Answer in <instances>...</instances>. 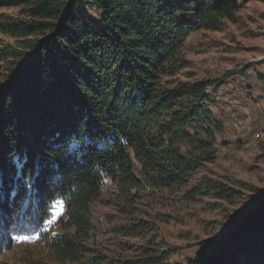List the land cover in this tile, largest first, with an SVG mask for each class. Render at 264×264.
<instances>
[{"label":"trees","instance_id":"trees-1","mask_svg":"<svg viewBox=\"0 0 264 264\" xmlns=\"http://www.w3.org/2000/svg\"><path fill=\"white\" fill-rule=\"evenodd\" d=\"M0 8L20 11L0 23L13 41L0 50V257L16 239L37 238L58 262L79 261L107 181L125 206L183 189L188 199H234L222 184L192 180L216 156V82L177 76L186 40L233 22L238 0H0ZM241 213L184 264H264V201ZM171 257L147 249L125 264Z\"/></svg>","mask_w":264,"mask_h":264},{"label":"rangeland","instance_id":"rangeland-1","mask_svg":"<svg viewBox=\"0 0 264 264\" xmlns=\"http://www.w3.org/2000/svg\"><path fill=\"white\" fill-rule=\"evenodd\" d=\"M238 2L234 21L221 31L197 32L186 40L185 67L177 76L179 81L216 82L209 107L222 126L215 133L216 156L192 180L206 178L222 184L234 193V199H188L183 189L144 195L125 206L107 181L102 197L92 206L94 241L79 261L60 263L37 238H19L2 253L0 264H125L147 249L167 251L171 263L184 264L197 257L202 241L222 239L233 221L242 220V210H253L264 201V86L259 80L264 78V2ZM83 13L94 21L99 18L91 7ZM4 16L19 17L20 11L0 8V23ZM7 44L13 41L0 32V50ZM234 118L245 122L244 130L232 127ZM131 225H142V229L132 237L112 232Z\"/></svg>","mask_w":264,"mask_h":264},{"label":"built area","instance_id":"built-area-1","mask_svg":"<svg viewBox=\"0 0 264 264\" xmlns=\"http://www.w3.org/2000/svg\"><path fill=\"white\" fill-rule=\"evenodd\" d=\"M238 112H241V108L238 109ZM232 127L237 131H242L245 129V122L240 118H234L231 122Z\"/></svg>","mask_w":264,"mask_h":264},{"label":"snow or ice","instance_id":"snow-or-ice-1","mask_svg":"<svg viewBox=\"0 0 264 264\" xmlns=\"http://www.w3.org/2000/svg\"><path fill=\"white\" fill-rule=\"evenodd\" d=\"M23 168V162H21V169ZM17 242H19V241H17Z\"/></svg>","mask_w":264,"mask_h":264}]
</instances>
